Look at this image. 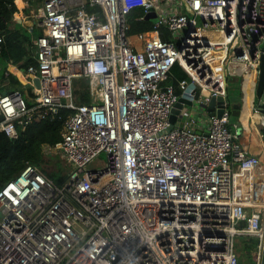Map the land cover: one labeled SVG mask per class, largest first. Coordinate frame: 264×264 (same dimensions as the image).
<instances>
[{
  "label": "built area",
  "instance_id": "1",
  "mask_svg": "<svg viewBox=\"0 0 264 264\" xmlns=\"http://www.w3.org/2000/svg\"><path fill=\"white\" fill-rule=\"evenodd\" d=\"M135 5L138 19L155 11L153 29L129 33ZM35 15L34 61H9L27 94L0 91V130L15 138L18 124L67 110L60 141L47 146L69 170L58 184L27 162L0 187V264H246L238 237L258 239L250 255L260 264L264 115L253 153L231 129L227 106L205 112V131L196 129L199 114L177 124L170 113L181 96L201 104L223 94L237 70L256 84L264 0H42ZM175 64L187 75L177 87L168 80ZM80 77L89 100L78 103ZM102 152L104 162L89 166Z\"/></svg>",
  "mask_w": 264,
  "mask_h": 264
},
{
  "label": "trees",
  "instance_id": "2",
  "mask_svg": "<svg viewBox=\"0 0 264 264\" xmlns=\"http://www.w3.org/2000/svg\"><path fill=\"white\" fill-rule=\"evenodd\" d=\"M17 10L18 8L14 0H0V35L3 36L0 48V60L7 63L9 59H12L14 62H22V66H27L34 61L31 54L35 46L33 45V37L35 36L20 23H16V26H11V22L15 23L12 16ZM141 14L142 8L139 5L132 6L128 10L129 33L153 29V22L150 18H137ZM159 30L162 39L169 40L171 38L166 27L160 26ZM38 32V35L42 32L41 27H39ZM171 73L172 77L168 78V80H174V83H176V78L187 77L185 71L178 64L172 67ZM76 99L80 103L89 100L88 98L87 101H84L86 97L79 95V93H77ZM62 112L60 118L34 120L23 130L17 121L19 136L15 138H10L4 131L0 130V187L9 179L16 176L27 162L42 168L41 162L44 155L42 145L44 143L54 145L61 139V130L68 111L62 110ZM42 171L58 184L65 178L59 171H46L44 169ZM257 242L258 239L256 237L241 238L237 243L239 254L247 257L250 256L251 251L256 248ZM249 264H254V262H250Z\"/></svg>",
  "mask_w": 264,
  "mask_h": 264
},
{
  "label": "crops",
  "instance_id": "3",
  "mask_svg": "<svg viewBox=\"0 0 264 264\" xmlns=\"http://www.w3.org/2000/svg\"><path fill=\"white\" fill-rule=\"evenodd\" d=\"M15 4L18 8L17 11L14 12V16L15 17H19L22 19V22H17L15 19H13V22H11V26H16V23H20L23 27L27 28L28 31L32 34H34V31L36 30V26L39 28V26L37 25L36 20H38L39 18L35 15L37 12V8L35 9V7L38 5H40L41 2H39V0H21L22 1V5H18L16 3ZM37 6V7H38ZM27 8V9H26ZM29 8V9H28ZM38 36V35H37ZM35 38L33 37V45H35ZM35 46L34 49H32V54L31 57L33 58L34 54H35ZM9 61H11V59H9ZM14 63H22V62H14ZM10 62H7L6 65H8V69H9V74L8 77H4V68L2 70V72H0V91H4L9 89L14 83H22V79L25 80L24 76H22L20 74L19 71H16L14 69L13 65H9ZM30 64V63H29ZM28 64V65H29ZM27 65V66H28ZM13 67L14 71L9 68V67ZM1 71V70H0ZM17 73H19L20 75H18ZM240 74V72H239ZM228 77H236L238 79L239 75H237V73H229L227 74ZM242 78V76H241ZM6 82H9L8 84H6ZM174 83V80L172 81ZM240 85L239 88L242 91L243 94V98L242 100H240L239 98H236L235 100L232 101V103L237 104L239 106L238 111L239 113L237 115H235L234 117H232V115H230V127L232 130H234L239 138L240 143L246 147L248 149V151L253 152V153H260V149L262 148V143H263V138L259 132V127H258V120L257 117L260 116V112L258 111V113L252 112L251 111V101L248 102V100L245 98V90H244V84L241 83V81H239ZM23 84V83H22ZM174 85L177 87V84L174 83ZM179 90V89H177ZM223 90V88H221V91ZM24 91V89H23ZM227 91L226 86L224 85V91L223 93H225ZM25 92V91H24ZM27 94V90L26 93ZM28 94L30 95V92H28ZM253 93L251 95L250 98H252ZM216 106H214L215 109ZM249 110V116L247 115L246 117V123H244L243 121V111L245 110ZM196 113L199 114L198 117V125L196 126V124L194 126H196V129L198 131H205L206 129V125H207V115L205 112H209V110L207 108H203V106L199 105V104H193L190 106H185L180 112L179 114H176L175 116V122L178 124H182L185 121V113ZM232 114V112H231ZM256 118V119H254ZM251 119V120H250ZM262 154V153H261ZM235 171L238 173L235 177V183H236V187H239V191L241 193V195H246V187H245V178L243 175H241V173L239 174L240 170L238 167H235ZM258 184H260L261 186L264 185V176L262 173L259 174V178H258ZM262 192V191H261ZM241 259H244L246 264H249L248 262V257L245 255H240Z\"/></svg>",
  "mask_w": 264,
  "mask_h": 264
},
{
  "label": "rangeland",
  "instance_id": "4",
  "mask_svg": "<svg viewBox=\"0 0 264 264\" xmlns=\"http://www.w3.org/2000/svg\"><path fill=\"white\" fill-rule=\"evenodd\" d=\"M125 1L127 3V0H125ZM39 2L42 3L41 0H39ZM35 9H36V7H35ZM37 21L38 20H36V22ZM35 28H36V30L34 31V36L37 37V35L39 33L38 32L39 28L37 26ZM7 67H8V65H6V63H4V61L0 60V70H1L0 72H2L3 68L5 69ZM239 78L240 79H238L236 77H227V81L225 82V86L227 88V91H226L227 92V98L230 101H233L236 98H239L240 100H242V98H243L242 91L239 88V85H240L239 81H241L243 78H241V77H239ZM73 85L75 87H78L77 93H79V95L86 97V99L84 101H87V99L89 97V90L87 89V79L84 77L74 78L73 79ZM15 87L23 88L24 91H26L28 88V85H26L24 87V85L22 83L16 82L9 89L15 88ZM255 89H256V85H253L252 86L253 96L250 99V101L252 103L251 104V111L258 113L259 110L257 108V101L259 100V103H262L264 101V90H263L261 97L258 98L255 94ZM77 93L75 92V94H77ZM76 102H79V100L76 99ZM42 147L44 150V155H43V160L41 162V166H42L41 169H44L46 171H52V170L59 171L61 173V175H63V177H65L68 170H69V167H68V163H65V161H64L63 157L61 156L60 152L58 151V149L55 147L50 148L45 143L42 145ZM105 158H106V155L104 152H102L98 155V157L92 163L89 164V166H98L104 162ZM241 238H244V237H238V240H241ZM248 262L249 263L254 262L251 255L248 256Z\"/></svg>",
  "mask_w": 264,
  "mask_h": 264
},
{
  "label": "water",
  "instance_id": "5",
  "mask_svg": "<svg viewBox=\"0 0 264 264\" xmlns=\"http://www.w3.org/2000/svg\"><path fill=\"white\" fill-rule=\"evenodd\" d=\"M13 19H15L17 22H22V19L19 17H15L14 15L12 16ZM145 18H150L152 20V22H156L157 21V17H156V13L153 10H149L148 12H146L145 14ZM11 68L13 71V67H9ZM237 75H239V71H236ZM18 75H20L19 73H17ZM22 81L24 82L25 80L22 79ZM35 82L36 84H38V78H35ZM193 85L190 84L188 87V91L192 90ZM264 90V56L261 59V65H260V73H259V78L257 81V85H256V89H255V94L258 98L261 97L262 93ZM224 97L227 98V92H225V95H217V96H211L210 99L207 101V103H202V105L204 107H206L209 110V114H215V115H221L225 105H224ZM193 101L191 99L185 98L184 96H181L178 98V101L173 105L172 109H171V113H170V120L172 122H175V116L176 114H179L180 109L183 107V105L186 106H190L192 105ZM232 106V117H234L235 115H237L239 113L238 108L239 106L237 104L231 103ZM257 105L259 107V110L264 113V101L262 103H259V100L257 101ZM214 106L215 109H214ZM260 264H264V253L261 256V263Z\"/></svg>",
  "mask_w": 264,
  "mask_h": 264
},
{
  "label": "bare ground",
  "instance_id": "6",
  "mask_svg": "<svg viewBox=\"0 0 264 264\" xmlns=\"http://www.w3.org/2000/svg\"><path fill=\"white\" fill-rule=\"evenodd\" d=\"M132 0H127V3L131 2ZM126 2V1H125ZM16 3L18 5H22V1L21 0H16ZM244 83H245V86H244V90H245V98L248 100V102L250 101V97H251V86H252V81L247 77L244 79ZM243 121L244 123H246V117L247 115L249 116V110L247 108V110L243 111Z\"/></svg>",
  "mask_w": 264,
  "mask_h": 264
},
{
  "label": "clouds",
  "instance_id": "7",
  "mask_svg": "<svg viewBox=\"0 0 264 264\" xmlns=\"http://www.w3.org/2000/svg\"><path fill=\"white\" fill-rule=\"evenodd\" d=\"M8 62H9V61H8ZM241 76H242V75L239 74V77H241ZM227 77H228V76H226V81H227ZM242 78H243V77H242ZM243 81H244V79L241 80V83L245 85V83H244ZM255 85H257V82H256ZM251 88H252V87H251ZM77 89H78V88H77ZM77 89H76V90H77ZM226 89H227V88H226ZM251 94H252V89H251ZM221 95H225V93H223V94H221ZM231 103H232V101H230L228 98H225V97H224V105H225V107L227 106V107L229 108V110H230V115H231V112H232V108H231L232 104H231ZM193 104H196V103L193 102L192 105H193ZM199 105L203 106L202 103L199 104ZM183 106H184V105H183ZM186 107H187V106H186ZM182 108H183V107H182ZM182 108H181V109H182ZM203 108H206V107L203 106ZM257 108H258V110H259L258 105H257ZM181 109H180V110H181ZM259 112H260V116H261V115H264V113H262L260 110H259ZM260 116L257 117L258 122H259V120H260ZM254 119H256V118H254ZM46 145H49V144H46ZM54 145H55V144H54ZM54 145H49V146H54ZM42 148H43V147H42ZM58 151H59V150H58ZM60 154H61V153H60ZM40 168H41V167H40ZM48 177H49V176H48Z\"/></svg>",
  "mask_w": 264,
  "mask_h": 264
}]
</instances>
